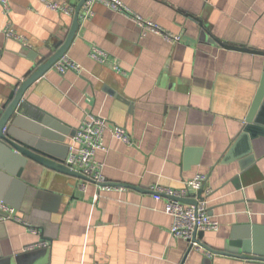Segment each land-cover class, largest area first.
<instances>
[{
	"label": "crops",
	"instance_id": "obj_1",
	"mask_svg": "<svg viewBox=\"0 0 264 264\" xmlns=\"http://www.w3.org/2000/svg\"><path fill=\"white\" fill-rule=\"evenodd\" d=\"M8 1L6 13L0 0V106L65 42L81 2ZM47 1L75 12L55 11ZM121 1L181 41L143 32L131 17L95 3L89 19L80 17L66 53L82 73L53 66L24 95L68 129L65 144L89 113L128 130L133 143L108 130L107 150L96 154L105 164L104 185L114 188L101 190L89 177L29 161L21 177L27 190L15 207L39 231L14 220L1 224L0 264H264L191 250L171 233L173 219L164 210L169 197L152 191L206 174L220 228L205 232L203 243L223 250L232 234L255 233L264 252V136L237 143L261 84L264 54L216 41L264 51V0ZM8 26L19 38L7 36ZM93 46L108 52L106 63L90 57ZM13 194L19 198V191ZM42 241L47 245L26 250Z\"/></svg>",
	"mask_w": 264,
	"mask_h": 264
},
{
	"label": "water",
	"instance_id": "obj_2",
	"mask_svg": "<svg viewBox=\"0 0 264 264\" xmlns=\"http://www.w3.org/2000/svg\"><path fill=\"white\" fill-rule=\"evenodd\" d=\"M86 1L81 0L77 6L74 21L65 42L45 62H40L37 68L16 86L10 98L0 106V200L14 206L20 207L23 202L27 185L22 182L21 177L29 161L73 176L89 179L65 164L69 154V144H65L66 136L69 134L68 129L53 122L46 114L36 111L24 101V95L28 88L45 75L67 53L78 32L81 10ZM216 41L227 48L264 54V51L228 44L223 40L216 39ZM263 99L264 74L237 143L244 139L252 140L264 136V116L259 108ZM248 152L251 153L250 148ZM229 158L230 155L225 158V161H228ZM8 188L9 191H7ZM17 191H19L18 199L13 194ZM180 200L185 203L196 204V201L188 198H180ZM1 224H6V221H1L0 226ZM204 235L205 232L198 234L200 238H203ZM196 236L197 233H195L194 240ZM256 238L255 233L252 235L246 234L242 237L232 234L226 240L223 250L205 246L217 255L228 254L264 260V252H261L255 246Z\"/></svg>",
	"mask_w": 264,
	"mask_h": 264
},
{
	"label": "built area",
	"instance_id": "obj_3",
	"mask_svg": "<svg viewBox=\"0 0 264 264\" xmlns=\"http://www.w3.org/2000/svg\"><path fill=\"white\" fill-rule=\"evenodd\" d=\"M98 2L131 17L140 26L143 32H153L162 36L169 42L181 41V36L172 34L165 30L161 25L144 18L139 14H135L125 6L121 0H87L82 7L80 17L83 20L89 19L94 13V4ZM1 3L4 12L8 13L9 1L1 0ZM47 5L55 11H60L66 14L71 15L75 12V7L65 6L58 2L47 1ZM5 31L9 37L19 38V35L12 26H8ZM90 57L100 63H106L109 60L108 52L98 46H93L91 48ZM54 67L60 72L73 70L78 74L82 73V67L66 54L54 64ZM108 130L111 131L115 138L120 139L125 143H133L130 133L124 126L112 125L107 118L89 113L85 116L78 128H76L73 135V141L69 144L68 157L65 160V164L69 168L91 178L101 190L103 188L108 190L114 188L113 186L104 185L106 182L104 175L105 164L96 159L98 151L107 150L103 137ZM206 181V174L197 173L195 176L185 180L183 186L180 188H170L157 185L152 187V191L155 194L166 195L169 197L164 210L173 219L171 226L172 235L186 240L189 243L191 250L195 249L203 251L207 255L213 256L214 253L205 246L202 238L198 236L200 232L217 231L220 228L219 220L210 212V190L205 187ZM86 184V182L82 183L83 189L86 188ZM115 188L123 189V187ZM180 198L194 200L196 201V204L185 203L181 201ZM0 212V222L14 220L27 225L33 232L39 231L18 213V209L15 206L3 200H0ZM195 233H197V236L194 240ZM46 245L47 242L42 241L27 246L26 250H32Z\"/></svg>",
	"mask_w": 264,
	"mask_h": 264
}]
</instances>
